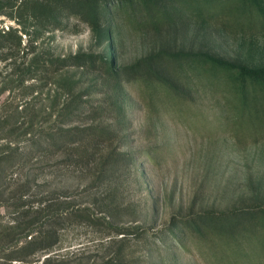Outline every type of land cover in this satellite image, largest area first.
Wrapping results in <instances>:
<instances>
[{
	"label": "rangeland",
	"instance_id": "rangeland-1",
	"mask_svg": "<svg viewBox=\"0 0 264 264\" xmlns=\"http://www.w3.org/2000/svg\"><path fill=\"white\" fill-rule=\"evenodd\" d=\"M5 10L7 13L0 14V27H20L11 15L15 9L6 4ZM221 10L224 14L220 16L226 22L263 18L257 9L244 13V7L234 2L224 4ZM109 25L112 37L104 41L103 34L87 22L70 17L62 28L39 35L32 31L30 35L36 38L33 37L30 46L29 34L23 33V43L28 46L16 57L4 58V52L0 51V152L9 148V142L15 144L25 139V128L31 122V133L45 134L64 120L68 122L66 127L116 120L102 108L97 112L67 114L73 104L85 101L95 106L99 103L97 98H110L106 92L99 93L103 88V71L69 66L45 80L34 77L17 85L26 60L34 53L52 58L76 52H103L110 45L116 64L125 65L159 47L170 51L202 48L229 59H242L252 67L264 66V32L253 36L233 31L222 23L198 22L196 17L186 15L160 34L155 30L133 29L119 11ZM30 50L33 51L23 55ZM188 83L184 82L180 90L193 100L196 111L198 106L205 113L219 110L220 103H216L219 95L200 85L198 76ZM5 85L8 87L2 89ZM143 88L142 82L123 86L126 128L119 129L112 143L102 144V152L119 146L130 153L131 164L110 169L99 177L96 163L81 169L61 163L64 155L37 149L23 166L2 169L0 244L9 240L12 225L24 227L30 220L35 228L45 221H54L58 237L52 247L37 250L28 261L8 263L2 256L4 250L0 249V264H101L111 256H117L114 261H119L115 264H209L196 254L190 238L179 230L180 219L204 209L222 211L254 204L257 199L264 202V137L239 144L215 119L212 125L219 132L197 130L194 124L198 126L204 116L192 120L187 116L194 109L186 107L187 112L180 113L177 106L166 102L160 104L158 112H151L143 99ZM72 100L74 103L66 109L65 105ZM74 148L73 159L78 154ZM19 195L27 203L24 207L18 204ZM36 206L40 211L26 214L24 208L33 210ZM84 206L89 207L92 218L106 214L117 226L142 225L149 240L145 243L132 234L122 239V233L111 231L100 223L102 219L94 222L86 213L65 214L63 220H51L55 211L52 208L69 212ZM173 228L193 251L178 246ZM157 237L164 238L163 243ZM23 241L24 238L20 244ZM171 254H177L175 261L171 260Z\"/></svg>",
	"mask_w": 264,
	"mask_h": 264
},
{
	"label": "trees",
	"instance_id": "trees-1",
	"mask_svg": "<svg viewBox=\"0 0 264 264\" xmlns=\"http://www.w3.org/2000/svg\"><path fill=\"white\" fill-rule=\"evenodd\" d=\"M228 2H234L238 7L243 6L244 13L257 9L263 18L258 21L230 19L226 22L220 15L224 14L221 8ZM6 4L15 9V14L11 15L18 21L20 27L15 25L0 27V51L4 52V58L16 57V53L26 49L28 44L23 43V33L29 34L30 46L36 38L30 35L32 31L39 35L45 31L62 28L66 19L70 17L87 22L91 28L103 34L104 41H109L112 37L109 23L117 11L125 16L133 29L155 30L160 34L186 15L196 17L198 22L222 23L233 31H242L250 35L264 32V0H0V14L7 13ZM32 51H27L23 55ZM114 60L110 45L103 52H76L52 58L34 53L26 60L17 85L24 84L27 79L34 77L38 81L45 80L69 66L103 71L105 73L102 79L103 88L99 93H108L109 99L97 98L99 103L95 106L84 101L70 107V104L74 103L72 100L65 107L66 109L70 107L67 114L89 113V110L97 112L98 108H102L116 120L107 124L98 121L70 127L65 126L68 122L64 120L60 126L49 128L45 134L31 133V122L25 128L23 134L26 135L25 139L15 144L9 142V148L0 152V177L2 169L23 166L26 159L33 156L37 149H42L43 153L64 155L61 163L73 164L81 169L96 163L100 172L99 177L110 169L131 164L132 156L127 151L120 150L119 146L102 152L104 141L112 143L119 129L126 128L127 111L121 89L126 83L131 82L145 84V88L142 89L143 99L151 112H158L160 104L166 102L167 105L177 106L180 113L187 112L186 107L194 109L191 115L187 116L192 120L204 116L203 122L198 123V126L194 124L197 130L219 132L220 130L215 131L212 125L215 119L218 125H223L222 130L230 131L239 144L264 137V66L252 67L242 59H229L202 48L170 51L166 47H159L137 57L129 64L118 65ZM195 76H198L200 85H204L212 94L219 95L216 101L220 103L219 110L205 113L200 111L198 106L196 111L197 109L192 106L193 100L180 90L184 82L189 85L188 82ZM7 87L5 85L2 89ZM99 114L96 117L99 118ZM73 148L74 151L78 150L74 159L71 158ZM22 197L24 196L19 195L17 199L18 204L24 207L27 203L22 202ZM88 208L79 207L69 212L52 208L55 211L51 220H63L65 214L78 216L84 213L87 214L86 217L92 218ZM24 209L26 214L34 210L40 211L37 206L33 210ZM101 219L103 222L100 223L111 228V231L122 233V239L132 234L143 239L145 243L149 240L147 230L140 224L117 226L106 214L92 218L94 222ZM180 220L179 230L190 238L196 254L199 253L209 264H264L262 200L257 199L254 204L222 211L204 209L186 215ZM18 226L12 225L8 232L9 240L0 244V249L4 250L2 256L8 263L14 260L28 261V257L37 250L52 247L58 237V228L54 221H45L39 228L33 226L32 220L24 227L19 224ZM21 232L22 236L19 235ZM172 234L179 247L188 252L193 251L184 237L177 234L175 228L172 229ZM22 238L24 241L20 244ZM157 238L163 243L164 238ZM14 239L16 241L12 243ZM121 250L119 248L118 252ZM116 258L117 256H111L101 264H115L119 261H114ZM176 259L177 254H171V260Z\"/></svg>",
	"mask_w": 264,
	"mask_h": 264
}]
</instances>
